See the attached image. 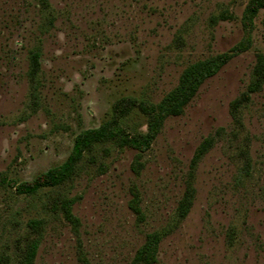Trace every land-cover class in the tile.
I'll use <instances>...</instances> for the list:
<instances>
[{
    "label": "rangeland",
    "instance_id": "374dc122",
    "mask_svg": "<svg viewBox=\"0 0 264 264\" xmlns=\"http://www.w3.org/2000/svg\"><path fill=\"white\" fill-rule=\"evenodd\" d=\"M249 2L0 0V176L17 184L63 164L117 101L159 104L190 65L231 57L147 151L99 143L60 187L21 195L0 186V264H19L38 236L34 264H132L153 233L162 236L155 264H264V85L233 112L264 58V10L249 23ZM147 123L135 109L122 126L145 133ZM57 198L74 200L76 223Z\"/></svg>",
    "mask_w": 264,
    "mask_h": 264
},
{
    "label": "trees",
    "instance_id": "16d2710c",
    "mask_svg": "<svg viewBox=\"0 0 264 264\" xmlns=\"http://www.w3.org/2000/svg\"><path fill=\"white\" fill-rule=\"evenodd\" d=\"M43 6H48V0H38ZM264 10V0H250L246 9V20L251 23L258 13ZM40 51H35L31 55L29 77L32 83L36 82L40 71ZM229 54H219L206 60L196 62L183 72L179 85L171 91L159 104H148L132 98H123L113 106V117L103 123L98 128L82 131L74 141L72 152L68 159L61 165L56 166L40 175L30 182L17 184L8 181L4 176H0V186L9 183L16 188V192L21 195H34L44 188L60 187L69 181L75 174L79 163L84 158L85 153L99 143L115 142L121 148L129 147L143 153L150 149L151 145L159 135L164 122L169 117L180 116L185 106L195 97L201 85L208 79L215 76L229 61ZM264 85V58L260 57L254 69L253 80L248 88V92L243 94L242 99L236 100L233 104V112L247 102L251 94L258 92ZM138 109L147 117V132L139 133L128 131L122 123L131 113ZM212 140L206 139L198 148L194 163L210 148ZM194 190L188 189L179 204V215L184 219L189 214L193 205ZM56 210H62L66 220L76 223L73 215L74 200L67 198H57L53 200ZM140 213L139 209L136 210ZM42 221L33 220L29 223V228L34 234L40 235L42 231ZM162 239L160 233L148 235L146 243L137 251L132 264H155L158 260L159 244ZM40 246L39 236L32 238L20 248L19 264H34L37 251Z\"/></svg>",
    "mask_w": 264,
    "mask_h": 264
}]
</instances>
